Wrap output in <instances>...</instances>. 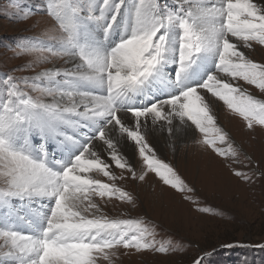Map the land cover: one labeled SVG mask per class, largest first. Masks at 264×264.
Here are the masks:
<instances>
[{
	"label": "snow or ice",
	"instance_id": "obj_1",
	"mask_svg": "<svg viewBox=\"0 0 264 264\" xmlns=\"http://www.w3.org/2000/svg\"><path fill=\"white\" fill-rule=\"evenodd\" d=\"M46 11L60 32L57 51L33 43L22 51L39 53L41 60L46 50L72 65L0 81V264H111L121 246L156 244L142 220L104 213L99 201L134 202L117 186L113 165L134 180L150 171L165 185L191 192L158 158L150 135L157 129L172 135L178 124L194 126L193 135L203 134L198 143L235 155L217 147L229 137L213 112L217 102L248 128L264 126V99L240 84L264 94V63L241 50L253 42L264 45V0H48ZM30 80L47 86L25 91ZM64 125L83 131L80 139L66 137L72 146L60 158H50L43 143H32L34 134L43 137ZM117 126L120 136L109 135ZM121 138L133 142L146 168L138 177L122 154Z\"/></svg>",
	"mask_w": 264,
	"mask_h": 264
},
{
	"label": "rangeland",
	"instance_id": "obj_2",
	"mask_svg": "<svg viewBox=\"0 0 264 264\" xmlns=\"http://www.w3.org/2000/svg\"><path fill=\"white\" fill-rule=\"evenodd\" d=\"M47 3L48 0H0V81L7 75L35 77L48 68L67 67V57L52 54L57 51L55 38L60 32L57 22L46 11ZM159 3L171 5L172 0H159ZM54 28L57 30L53 31ZM27 43L52 48V52L45 50L43 55L47 59L37 60L39 53H23L21 46ZM252 45L246 55L257 63H264V45L257 42ZM171 67L166 68L170 75ZM33 84L47 86L46 81L30 80L24 90L28 91ZM240 84L257 98L264 99V94L255 86L243 81ZM30 94L41 96L38 91ZM42 98L46 100L47 96ZM218 104L221 105L217 109L219 113L214 110L217 123L229 137L224 143H217V147L227 153L234 151L235 155L222 156L198 143L203 139V134L197 133L199 130L191 138L170 146L165 155L157 154L175 169L191 192L165 185L150 171L144 180H134L131 173L113 165L117 186L129 191L134 202L96 199L109 218L142 220L153 232L149 239H154L156 244L154 248L140 250L121 246L114 250L111 264H194L198 258L203 259V264H264V247L260 246L264 245V126L254 125L250 129L223 102ZM82 131V128L64 125L58 131L48 132L46 135L61 139L58 144L47 143L45 135L38 133L31 139L35 147L43 143L50 158L53 154L60 158L64 149L72 146L66 137L80 139ZM132 166L137 177L146 171L135 148ZM236 171L244 172L250 179L238 177L234 174ZM99 178L108 182L102 175ZM161 246L167 251L156 250ZM98 264H109V261L100 259Z\"/></svg>",
	"mask_w": 264,
	"mask_h": 264
},
{
	"label": "bare ground",
	"instance_id": "obj_3",
	"mask_svg": "<svg viewBox=\"0 0 264 264\" xmlns=\"http://www.w3.org/2000/svg\"><path fill=\"white\" fill-rule=\"evenodd\" d=\"M47 18V17H46ZM47 19H44V24H46ZM253 46V45H252ZM245 51V54H248V49H241ZM253 50H251L252 52ZM72 62L69 61V64L67 63V67H71ZM57 68H48L45 71H49V70H56ZM45 100V99H44ZM45 102H51V98L47 97ZM219 103V102H218ZM217 103V107H213V112L214 110H216V113H219V108L221 107L220 104ZM220 105V106H219ZM218 109V111H217ZM221 109V108H220ZM214 113V114H216ZM118 115L124 117V113H119ZM125 119L127 120H131V117H125ZM190 123V122H189ZM126 126H132V124H126ZM178 127V131H176L174 134L172 135H168V133L166 131H161L160 129H157L154 133V136L150 135L148 137L149 141L151 142V144L154 145L156 153L157 154H162L165 155V152L167 151V149L170 146H173L174 144H180L182 141L187 140L188 138H191L193 135V128H187L186 126L181 127L180 125H177ZM194 127V126H193ZM61 131V129H60ZM199 134V132H197ZM109 135H114V137H119L120 134L118 132V126L117 129L114 130V133H109ZM176 137V140H175ZM81 138V137H80ZM46 142H55V144H58V140H61L60 138L56 137L55 135H45ZM72 145V144H71ZM63 147V145H61ZM121 151L122 154H126L127 158L129 159V162L132 164V160H133V155H134V147H133V142H131L130 140L127 141V143L125 144L123 138H121ZM53 150V149H52Z\"/></svg>",
	"mask_w": 264,
	"mask_h": 264
}]
</instances>
